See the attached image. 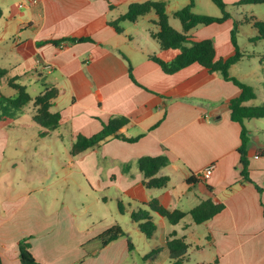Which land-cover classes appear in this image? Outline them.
<instances>
[{"label": "crops", "instance_id": "crops-1", "mask_svg": "<svg viewBox=\"0 0 264 264\" xmlns=\"http://www.w3.org/2000/svg\"><path fill=\"white\" fill-rule=\"evenodd\" d=\"M146 1L166 2L171 25L182 30L173 13L190 0H0V68L29 93L54 85L59 95L51 111L62 115L59 128L44 135L32 122V105L24 116L0 123L1 264H21L19 244L24 239L40 264H78L86 255L82 246L116 224L129 234L134 249L122 238L81 264H174L167 248L172 234L190 245L182 264H264V157L256 155L264 149V118L244 122L251 180L246 182L238 152L242 127L231 120L229 109L241 90L199 64L164 73L150 58L166 55L150 35L156 30L154 12L136 22H121L122 33L110 26L130 4ZM238 1L224 0L228 6ZM202 3L213 2L194 0V13L203 14ZM211 12L203 15H222ZM233 20L199 27L189 33L190 40L212 39L216 58L228 59L236 52L229 36ZM73 38L92 41L47 42ZM259 43L264 39L252 44ZM238 45L243 57L230 75L236 77L232 71L245 61L256 64L253 74L264 72V48L243 51L239 40ZM0 83L8 85L5 78ZM245 83L257 96L246 105H263L258 102L259 83ZM114 118H126L119 133L138 140L130 143L113 135L71 154L80 135L99 134ZM160 155H167L170 163L157 176L170 181L164 188H146L139 159ZM209 166H214L213 174L204 182L198 175ZM191 176L194 183L188 184ZM73 183L85 188L90 204L81 200L73 209L66 204V188ZM208 198L225 208L202 224L188 214L172 225L152 213L157 228L151 239L131 219L133 211L147 209L155 199L169 211L189 213ZM156 248L159 253L145 260Z\"/></svg>", "mask_w": 264, "mask_h": 264}, {"label": "trees", "instance_id": "trees-1", "mask_svg": "<svg viewBox=\"0 0 264 264\" xmlns=\"http://www.w3.org/2000/svg\"><path fill=\"white\" fill-rule=\"evenodd\" d=\"M212 2L221 10L222 15L220 17L194 13V0H190V3L186 7L175 11L173 13V17L180 21L182 26L181 31L171 25L169 15L167 13V4L163 1L132 3L129 5L127 12L124 15H121L117 20L111 22L110 26H112L116 32L122 33L123 29L120 26L121 22H136L140 17L145 16L150 12H154L156 20L153 21V25L156 30H152L150 32L151 37L158 42L162 52H168L171 50L178 51L175 57L170 60H166L158 55L150 56L151 60L158 64L164 73L169 75L175 74L192 64H199L210 73H221L226 81L232 82L241 90L239 97L230 101L229 109L231 120L239 123L242 127L241 146L238 149L241 165L240 174L243 181L251 182L249 178V158L247 154L249 131L247 130L244 122L246 120L264 118V104L260 106L246 105L249 101L256 99L257 96L255 89L251 85L231 76L230 69L243 57L237 39L238 28L241 23L251 24L258 31V35L252 40L253 42H257L264 39V21L258 20L253 15L246 16L241 22L234 21V28L231 31V41L236 52L228 59H217L215 43L212 39L191 41V36L189 35L191 31H194L199 27H206L212 24H222L232 18L231 14L227 11L228 5L224 2V0H212ZM244 5H264V0H239L234 4V6L239 7ZM113 8L114 6L110 5V9ZM2 17L3 10L0 6V20ZM62 41L80 43L84 41H92V39L73 38L47 42L60 44ZM261 61L264 63V56L261 58ZM129 72L130 77L134 80L132 67H130ZM4 78L6 79L8 86L14 89L17 94L14 97H6L0 93L1 124L13 122L17 118L20 111L32 105V122L44 129V133H42V135L59 128L62 115L60 112L51 111L55 100L59 95V90L54 85L45 84L43 91L36 97H32L28 92L27 87L18 82V78H8L7 70L0 68V81ZM18 110L19 112H17ZM127 123L128 120L126 118H114L107 124L103 125V130L99 134L92 137L80 135L73 144L71 154L76 156L88 149L94 148L113 135L130 143L136 142L138 138L129 139L119 133L120 129ZM256 155L258 157H264V149H259ZM169 163L170 160L167 155L145 156L140 158L138 165L144 177V186L149 189H160L166 187L170 178L167 176L158 177L157 175L160 170L166 167ZM187 183L193 184L194 178L192 176L188 178ZM208 188L210 190L212 189L210 187ZM257 188L261 193L262 189L259 187ZM146 206L147 209L133 211L131 213V219L138 225L142 234H144L148 239H151L154 236L157 228L153 221L152 213H156L165 218L172 225L180 223L188 214L192 217L196 224H202L213 219L225 208L223 204H216L211 198L203 200L200 205L191 210L189 213H185L180 210L169 211L156 199L146 204ZM119 210L122 213L124 211L121 205L119 206ZM175 235L176 234H172L167 243L169 257L174 264H182L183 258L188 253L190 245L187 244L184 239L176 238ZM122 238L127 239L129 249L132 251L134 249V244L129 234L120 225L116 224L82 246L86 255L78 264H81L85 258L97 255L101 250ZM30 248L31 245L27 239L20 242L19 249L21 264H40L31 253ZM159 251L160 250L157 248L153 249L144 257V259L148 260L154 258Z\"/></svg>", "mask_w": 264, "mask_h": 264}, {"label": "rangeland", "instance_id": "rangeland-1", "mask_svg": "<svg viewBox=\"0 0 264 264\" xmlns=\"http://www.w3.org/2000/svg\"><path fill=\"white\" fill-rule=\"evenodd\" d=\"M211 6H206L204 3L200 4L199 9L202 11L201 13L203 14H207V13H212L211 11L214 10L215 13L221 14V10L214 4L211 3ZM227 11L232 15V19L233 22L234 21H243L245 19L246 16H256L258 19H262L264 21V5H244V6H234L233 5H229L227 7ZM173 22H175L174 24L176 25H181L180 21L172 18ZM181 27V26H180ZM234 28V26H232L230 32H229V36H231V31ZM257 32L255 31L254 27L251 24H247V23H241V25L238 28V34H237V39L239 40L240 46L243 47V51L244 50H255L257 48L258 51H261L264 48V43H259L258 46H255L253 43V41L249 42V39H251L253 36H256ZM177 53V51L172 50L169 52H166L164 55L165 59H168L170 57H172V54ZM253 63V62H252ZM251 62L249 63L248 61H245L244 63H241L239 65H237V67L232 71L236 77L238 79H242L245 82H251V83H259L258 84V102L259 103H264V81H258V77H261L262 79H264V72L263 71H259V73H252L251 70L255 69L256 64H254L253 66L250 65L252 64ZM30 94L32 96H35L38 94V92H35L34 90H30ZM0 93L3 94L6 97H14L17 93L14 89L10 88L8 85H5L4 83H0ZM28 111V109H24L22 112L19 110L17 112H19V115H23ZM14 112V110H13ZM85 188H80L77 184H72L70 189L66 188V192H65V201L66 204L70 206V208H74V207H79L78 203L83 200L86 201L88 204H90V200L88 199V197L85 194ZM91 206V205H90ZM113 208V210L117 213V208L116 206L112 205L111 206ZM91 210L93 212H98V210L96 211L95 207L92 206ZM102 213V212H99ZM105 213V212H104ZM107 214H109L110 212H106ZM105 213V214H106ZM128 220V223L131 224V219L129 217H126ZM123 226H125V224L122 223ZM141 234V233H140ZM142 236V235H141ZM145 239V237H143ZM126 239V238H124ZM136 241V240H135ZM140 248L142 249L144 244L143 243H139Z\"/></svg>", "mask_w": 264, "mask_h": 264}, {"label": "built area", "instance_id": "built-area-1", "mask_svg": "<svg viewBox=\"0 0 264 264\" xmlns=\"http://www.w3.org/2000/svg\"><path fill=\"white\" fill-rule=\"evenodd\" d=\"M37 1V0H34ZM213 170H214V166H209L208 168L204 169L199 175L198 178L202 181H207L208 179H210V177L213 174Z\"/></svg>", "mask_w": 264, "mask_h": 264}]
</instances>
